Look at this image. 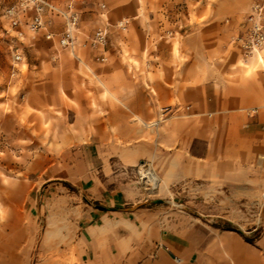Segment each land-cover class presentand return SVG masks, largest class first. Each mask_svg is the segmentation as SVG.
Segmentation results:
<instances>
[{
	"label": "rangeland",
	"instance_id": "obj_1",
	"mask_svg": "<svg viewBox=\"0 0 264 264\" xmlns=\"http://www.w3.org/2000/svg\"><path fill=\"white\" fill-rule=\"evenodd\" d=\"M41 1L43 25L33 28L34 3L0 0V264H80L45 243L37 208L43 177L52 169L75 167L85 147L92 146L93 133L99 130L107 138L113 131L108 115L120 100L115 88L151 89L157 81L182 85L189 69L201 81L219 74L221 58L245 55V18L254 4H264ZM12 6L14 16L7 14ZM15 52L21 56L18 61ZM253 54L255 74L264 82V44ZM173 103L171 99L169 105ZM160 106L158 118L167 127L171 113L168 106ZM255 118V192L225 189L209 195L197 188L189 197L195 214L181 222L195 224L210 246L222 245L224 235L255 245V257L264 264V152L258 148L264 141L259 137L264 132V99L255 108ZM108 143L100 142L102 155L95 157L105 165ZM122 169L143 182L151 198L157 196L152 181L155 177L157 182V175L148 161ZM177 209L183 211L181 205ZM224 256L230 260L228 253Z\"/></svg>",
	"mask_w": 264,
	"mask_h": 264
},
{
	"label": "crops",
	"instance_id": "obj_2",
	"mask_svg": "<svg viewBox=\"0 0 264 264\" xmlns=\"http://www.w3.org/2000/svg\"><path fill=\"white\" fill-rule=\"evenodd\" d=\"M218 64L219 74L201 81L189 69L182 85L115 88L113 131L107 138L93 133L75 167L52 169L41 181L37 208L47 245L80 264H263L255 245L224 235L222 245L210 246L195 224L181 222L195 214L189 197L197 188L209 195L255 192V108L264 82L255 74V54ZM160 104L171 113L167 127L158 118ZM105 139L108 165L95 158ZM258 148L264 152L263 140ZM145 160L157 175L153 198L122 169Z\"/></svg>",
	"mask_w": 264,
	"mask_h": 264
},
{
	"label": "built area",
	"instance_id": "obj_3",
	"mask_svg": "<svg viewBox=\"0 0 264 264\" xmlns=\"http://www.w3.org/2000/svg\"><path fill=\"white\" fill-rule=\"evenodd\" d=\"M30 2L34 3L36 8V14L31 21V26L36 28L43 25L41 11L44 5L41 0H30ZM15 13V7L12 6L7 9V14L10 16H14ZM13 23L15 24L16 20H13ZM245 23L247 28L245 35L241 40L244 48V54L251 55L264 44V4H254L250 13L245 18ZM13 58L15 61H18L21 56L18 52H15Z\"/></svg>",
	"mask_w": 264,
	"mask_h": 264
},
{
	"label": "bare ground",
	"instance_id": "obj_4",
	"mask_svg": "<svg viewBox=\"0 0 264 264\" xmlns=\"http://www.w3.org/2000/svg\"><path fill=\"white\" fill-rule=\"evenodd\" d=\"M149 172H151V171H150V170H147L146 173L149 174ZM148 176H149V175H148ZM150 176L152 177V174H150ZM155 180H156L155 177H152L153 185H156V184H157V182H156Z\"/></svg>",
	"mask_w": 264,
	"mask_h": 264
},
{
	"label": "water",
	"instance_id": "obj_5",
	"mask_svg": "<svg viewBox=\"0 0 264 264\" xmlns=\"http://www.w3.org/2000/svg\"><path fill=\"white\" fill-rule=\"evenodd\" d=\"M193 212V211H192ZM193 213H195V212H193Z\"/></svg>",
	"mask_w": 264,
	"mask_h": 264
}]
</instances>
